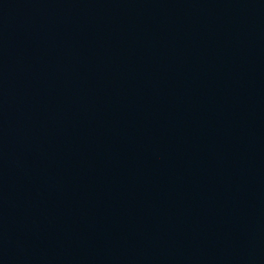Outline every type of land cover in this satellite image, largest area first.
Wrapping results in <instances>:
<instances>
[{"label": "water", "instance_id": "1", "mask_svg": "<svg viewBox=\"0 0 264 264\" xmlns=\"http://www.w3.org/2000/svg\"><path fill=\"white\" fill-rule=\"evenodd\" d=\"M0 264H264V0H0Z\"/></svg>", "mask_w": 264, "mask_h": 264}]
</instances>
